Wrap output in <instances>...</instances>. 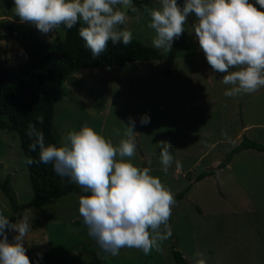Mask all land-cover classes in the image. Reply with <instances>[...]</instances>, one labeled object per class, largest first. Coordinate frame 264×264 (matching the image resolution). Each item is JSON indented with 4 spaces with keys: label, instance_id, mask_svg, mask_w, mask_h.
I'll list each match as a JSON object with an SVG mask.
<instances>
[{
    "label": "rangeland",
    "instance_id": "1",
    "mask_svg": "<svg viewBox=\"0 0 264 264\" xmlns=\"http://www.w3.org/2000/svg\"><path fill=\"white\" fill-rule=\"evenodd\" d=\"M3 1L0 0V18L15 20L14 0H10L7 14ZM158 6L159 0H151L147 8ZM149 21L146 8L141 11L133 6L123 26L131 29L132 38L153 46L155 32L148 26ZM194 22L195 18L189 16L185 30L173 40L169 52L158 48L162 60L129 61L113 70L87 67L76 71L64 79L54 105V134L60 143L70 130L87 122L116 144L124 135L128 118L136 121L133 135L137 148L126 159L138 167H149L171 189L175 198L169 217L171 236L160 242L159 250L153 248L147 255L135 247H122L112 255L86 232L87 225L78 210L79 198L71 194L26 207L24 213L32 216L31 230L23 241L26 250L36 245L44 248L50 242L47 216L55 215L68 217V233L73 237L60 242L71 247L66 252L70 263L175 264L170 253L174 243L190 264L200 258L197 252L204 253L210 264H264V152L239 151L215 174L195 181L198 173L217 166L243 134L264 143V89L224 95L231 85L224 84V73L212 69L207 62L193 33ZM35 29L45 38L54 34ZM1 45L7 55L24 56L11 41ZM162 65L172 67L169 76L161 74ZM129 74L134 80L129 81ZM144 113L150 116L147 124L139 122ZM163 141L171 143L174 158L167 172L162 170L159 158ZM5 179L19 202L32 199L29 170L18 134L0 129V181ZM189 183L183 197L176 198ZM0 207L9 212L1 191ZM13 232H7L9 240ZM54 244L61 247L60 243Z\"/></svg>",
    "mask_w": 264,
    "mask_h": 264
},
{
    "label": "clouds",
    "instance_id": "2",
    "mask_svg": "<svg viewBox=\"0 0 264 264\" xmlns=\"http://www.w3.org/2000/svg\"><path fill=\"white\" fill-rule=\"evenodd\" d=\"M133 4V0H14V10L21 22L34 24L44 33L61 25L71 29L82 21L78 34L97 57L109 41L131 42L132 31L123 26L128 10L122 6L129 9ZM145 8L150 16L148 26L155 32L152 45L167 52L185 30L188 17L195 18L193 33L200 49L211 68L224 73L223 83L231 85L224 95L264 89V0H159L158 7ZM36 119L43 123L42 115ZM139 122L149 123L150 116L142 114ZM135 123L130 116L116 144L87 122L70 130L59 144L47 142L43 130L32 122L26 128L29 149H38V160L29 156L26 162L52 163L57 175L81 186L86 193L79 197L83 222L100 247L112 255L122 247L139 248L147 255L153 248L159 250L160 242L172 234L169 217L175 198L171 189L149 167H138L126 159L137 148ZM171 149L168 141L159 149L164 172L174 159ZM31 226L32 216L21 214L13 221L0 211V264H40L43 253L37 252L30 262L23 244ZM6 229L15 230L11 240ZM196 255L200 258L195 264H207L204 253Z\"/></svg>",
    "mask_w": 264,
    "mask_h": 264
},
{
    "label": "trees",
    "instance_id": "3",
    "mask_svg": "<svg viewBox=\"0 0 264 264\" xmlns=\"http://www.w3.org/2000/svg\"><path fill=\"white\" fill-rule=\"evenodd\" d=\"M9 2L10 0L3 1L4 7H8L5 9V14L10 9ZM150 2L151 0H133V6L144 11L145 6L148 7ZM178 2L182 3L183 0H178ZM130 10L131 8L127 12L129 13ZM82 25V21H78L77 25L71 29H65L61 25L53 30L54 34L51 33L50 38H45L38 35L31 23L21 22L17 16L15 20L7 16L0 18V129L14 131L18 134L25 160L29 156L34 161L38 160V149L32 151L28 147L31 142V138L26 133L29 122L43 130L47 142L59 144L53 133L54 105L55 97L66 77L71 76L82 67H115L123 66L129 61L162 60L163 55L160 50L146 44L140 38H132L127 45L119 42L112 44L109 41L105 52L93 57L91 50L85 46L83 39L78 34V27ZM5 41H11L13 45L21 48L24 56L21 58L14 53L5 54L7 50H4L1 45ZM159 70L163 76H169L172 67L162 65ZM133 78L134 76L130 75L129 81L134 80ZM238 104L241 106L242 102ZM40 115L43 116V123L36 119ZM246 149L264 152V143L243 134L241 140L233 145L217 166L198 173L195 176V181L215 174L219 168L230 162L233 154ZM26 165L33 191L32 199L19 202L10 190L7 179L0 181V191L6 198L9 212H5L1 207L0 211H3L13 221L17 220L21 214H25V209L28 206L44 205L53 199L67 197L71 194L75 198L86 194L82 192L79 184L70 181L66 176L57 175L53 170L52 163L34 162L28 164L26 162ZM190 175V173L187 174L188 177H191ZM190 186L191 183L187 184L183 191L177 193L176 198L183 197ZM199 212L201 213V209ZM67 218L66 216H47V222L51 228L47 232V240L50 242L45 243V246L51 244V247L41 248L42 246L36 245L27 249L26 254L30 262L36 258L37 252H42L43 259L40 264H87L84 262L70 263V257L66 252L71 247H67V244L64 246L63 242H60L66 237H73V234L68 233L70 225ZM169 224H171L170 219ZM8 231L6 229V232ZM86 232H88L87 229ZM11 234L14 235L15 232ZM54 243H60L61 247ZM170 253L175 264H190L174 243L170 245Z\"/></svg>",
    "mask_w": 264,
    "mask_h": 264
},
{
    "label": "water",
    "instance_id": "4",
    "mask_svg": "<svg viewBox=\"0 0 264 264\" xmlns=\"http://www.w3.org/2000/svg\"><path fill=\"white\" fill-rule=\"evenodd\" d=\"M122 10H125V11H127V10H128V6H127V5H125V6H122Z\"/></svg>",
    "mask_w": 264,
    "mask_h": 264
}]
</instances>
